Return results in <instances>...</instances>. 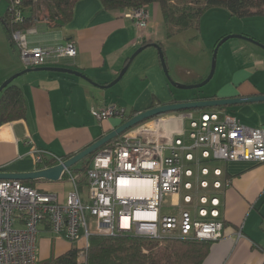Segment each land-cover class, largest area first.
Instances as JSON below:
<instances>
[{
	"label": "crops",
	"instance_id": "crops-1",
	"mask_svg": "<svg viewBox=\"0 0 264 264\" xmlns=\"http://www.w3.org/2000/svg\"><path fill=\"white\" fill-rule=\"evenodd\" d=\"M148 9L150 22L146 30L147 37L140 36L134 21L126 14L128 9L110 11L105 9L100 0H79L74 7L72 19L63 27L51 28L43 20L37 22L42 23L41 27L37 28L36 23L35 29L26 30L32 45L57 46L73 41L77 47L75 58H61L57 63L51 60L46 66L74 69L85 74L95 84L81 76L48 70L29 71L16 78L14 83L23 91L27 110L24 118L0 125V173L39 170L36 148L44 150L45 156L55 154L70 158L122 124L120 117L97 120L91 113L92 108L116 103L128 110V113L135 109L136 114L153 104L157 106L174 101H189L197 96L215 99L264 94V48L258 50L247 45L244 47L250 51L245 58L247 65L234 69L231 79L225 81L217 93L204 94L197 88L192 90L188 99L178 100L163 73L158 54H151L145 71L138 73V76L146 77L140 95L131 99L134 88L131 79L122 85H110L132 53L142 46L143 40L160 44L164 52L162 42L168 37V27L161 7L158 3H152ZM246 35L251 36L249 33ZM222 37L224 35L215 39V44ZM251 37L264 43L261 37ZM21 63L22 66L14 59L4 65L0 69V84L5 78L25 69L26 66ZM207 70L205 68L196 74L197 78H201L200 81L204 80L202 76L207 74ZM127 94L130 96L127 97ZM186 111H195V116L202 111L229 112L247 126L264 127V100ZM186 113L170 112L159 118L163 119L169 138L177 137L181 131L187 130ZM151 138L160 139L159 136ZM54 165L57 163L45 168ZM205 165L210 169V174L206 176L210 187L200 189L194 178V189L198 188V193H213L219 198L220 219L226 225L223 227V236L213 242L202 264H264V162L211 159ZM214 168H220L222 175L216 177L213 174ZM195 174L202 177L198 167H195ZM215 179L225 181L228 185L214 189L212 182ZM29 181H33V187L39 191L56 195L61 202L66 200L73 188L67 173L56 181L44 178ZM79 188L87 200V185L82 183ZM186 193L182 190L179 194L169 195L161 206V213L178 214V203L186 208L187 205L183 203ZM164 208L167 209L164 211ZM38 230L39 260L58 257L70 249L72 243L52 234L46 224L39 225ZM75 243L84 246L85 240Z\"/></svg>",
	"mask_w": 264,
	"mask_h": 264
},
{
	"label": "built area",
	"instance_id": "built-area-1",
	"mask_svg": "<svg viewBox=\"0 0 264 264\" xmlns=\"http://www.w3.org/2000/svg\"><path fill=\"white\" fill-rule=\"evenodd\" d=\"M12 1L11 8L20 19V10L14 8L19 0ZM126 14L140 36L147 37L148 7L129 8ZM13 41L27 68L77 55L73 41L57 46L32 45L26 30H16ZM91 113L99 121L112 117L124 120L128 115L116 103L92 108ZM185 116L190 128L177 137L169 138L163 119L154 118L151 124H139L100 148L86 172L87 200L81 194L78 176L68 168L63 174H68L73 188L64 202L20 180L0 179V264H38L37 236L42 223L52 234L70 243L84 239L83 249H87L94 233H134L155 241L168 237L219 240L225 223L220 219V200L213 193H198L194 178L200 189L210 187L206 178L210 169L205 163L211 159L264 162V127L247 126L224 111H202L198 116L190 111ZM43 152L36 148L37 164L48 159L57 164L65 161L62 156H45ZM195 167L201 178L196 176ZM213 174L219 177L222 171L214 168ZM133 179L142 181L138 188L141 186L145 193H128ZM225 185L227 182L220 179L212 182L214 189ZM182 190L190 191L183 196L186 208L178 203V214H162L166 198ZM84 257L85 253L81 259Z\"/></svg>",
	"mask_w": 264,
	"mask_h": 264
},
{
	"label": "trees",
	"instance_id": "trees-1",
	"mask_svg": "<svg viewBox=\"0 0 264 264\" xmlns=\"http://www.w3.org/2000/svg\"><path fill=\"white\" fill-rule=\"evenodd\" d=\"M78 1L19 0L14 5V8L19 9L21 12V18L17 19L15 9L11 8L14 4L13 1L7 0V9L0 17V21L10 45L13 48L15 47L13 33L16 30L30 29L39 21L45 20L47 26L51 28L63 27L72 19L74 7ZM100 1L105 9L110 11L148 7L152 3H158L161 7L164 22L168 27V37H172L184 29H199L201 17L207 10L213 7H224L232 15L239 17H264V0ZM150 43V41L143 40L142 45L151 46ZM164 55L166 57L165 51ZM199 99H206V97L197 96L193 100ZM152 106L155 105L153 104ZM26 110L27 106L22 89L14 81L6 85L0 92V125L24 118ZM135 112V109H131L127 117L122 120V123L131 118ZM110 143L108 142L104 146ZM97 152L80 160V164L78 163L70 169L78 175L79 185L85 183L86 186V172ZM62 157L65 159L69 158V156ZM54 163H56L54 159H49L44 164H38L37 166L39 169H42ZM78 165L79 167H77ZM64 174L66 175V173ZM21 182L33 187V181L21 180ZM88 242L87 249H83L84 246L72 242L70 249L65 253L58 257L39 260L38 264H202L209 254L211 245L215 241L168 237L162 243L150 240L145 236L135 235L134 233H119L114 236L94 233L90 235ZM83 253H85V257L81 259Z\"/></svg>",
	"mask_w": 264,
	"mask_h": 264
},
{
	"label": "rangeland",
	"instance_id": "rangeland-1",
	"mask_svg": "<svg viewBox=\"0 0 264 264\" xmlns=\"http://www.w3.org/2000/svg\"><path fill=\"white\" fill-rule=\"evenodd\" d=\"M6 9L7 0H0V15L5 13ZM41 26L42 23L36 24L37 28ZM31 28L35 29V27ZM242 32L246 34L249 33L251 36H257L264 39V17H239L236 15H232L224 7L210 8L201 17L199 29H184L179 33H176L174 36L167 37L163 40L162 43L164 46V51L167 54L165 58L167 59L166 62L170 77L174 81L183 84H196L201 82V78H197L196 74L200 73V71L206 68L208 69V72L207 74H204L205 76L202 77H204L203 79H205L208 76L212 66L214 48L216 46L215 39H218V37L222 35L226 36L229 34L247 36ZM259 42L260 43L258 44V42L243 37H233L225 41L219 47L217 53L214 75L208 83L200 87L201 92L204 94L217 93V91H219L220 89L219 87L225 81L231 79V72L234 69L247 65L245 58L248 57L250 51L244 49L245 45H247L248 47H256L258 48V50H262L261 48H264V43L261 41ZM261 53L263 54V51H261ZM151 54L152 56L158 54L157 48L148 46L143 51H141L131 61L124 76L117 82L118 84L122 85L127 80H132L134 88H132L131 99L137 95H140L141 91L145 87V85H143L142 83H144L146 77L144 75L138 76V73H143L145 71V66L148 63L147 61L150 59ZM259 56H261L260 53ZM141 58H143V61ZM14 59L20 62L22 66V63L18 56V47L15 46L13 48L10 46V43L6 37L2 23L0 21V69L7 63L14 61ZM163 73L168 83L173 87L175 96L176 98H178V100L188 99V97L192 93V90H195L182 89L173 86L167 78L164 70ZM5 80L6 78L2 81ZM129 96L130 94H127V97ZM191 112L195 113V111ZM160 117H162V115L156 117L155 119ZM186 125L187 129L190 128V122L188 118ZM188 208L192 210L193 207L188 206ZM166 209L164 208V211ZM165 239L161 240L160 242L163 243Z\"/></svg>",
	"mask_w": 264,
	"mask_h": 264
},
{
	"label": "water",
	"instance_id": "water-1",
	"mask_svg": "<svg viewBox=\"0 0 264 264\" xmlns=\"http://www.w3.org/2000/svg\"><path fill=\"white\" fill-rule=\"evenodd\" d=\"M233 37H243L250 39L252 41L258 42L259 41L255 40L254 38H251L249 36L245 35H235V34H229L224 37H222L216 44L214 48V54H213V60H212V66L211 70L208 74V76L202 80L199 83L196 84H183L180 82L174 81L170 75H169V70L167 66V62L165 59L164 52L162 50V47L160 44L156 42L150 43L151 46L157 48L158 50V55L160 58V63L162 65V68L169 79L170 83L177 87V88H182V89H197L202 86H204L206 83H208L215 72V67H216V59H217V53L219 50V47L228 39L233 38ZM147 45H142L140 48H138L129 58L128 62L126 65L122 68L120 71L119 75L115 78V80L110 84L113 85L117 83L126 73L131 61L141 52L143 51ZM38 70H48V71H57V72H65V73H70L74 74L77 76H81L88 80L89 82L95 84L89 77H87L85 74L76 71L71 68L67 67H62V66H40V67H28L25 68L9 78H7L5 81H3L0 84V92L1 90L8 85L9 83L13 82L16 78L21 76L24 73H27L29 71H38ZM264 100V94H256V95H249V96H233V97H222V98H215V99H201V100H189V101H174V102H168V103H163L161 105L157 106H152L149 107L145 110H142L136 114H134L131 118L127 119L124 121L120 126L115 128L113 131H111L109 134L105 135L104 137L100 138L90 146L86 147L84 150L81 152L75 154L74 156L70 157L69 159L65 160L63 163L54 165L52 167H47L39 170H35L32 172H23V173H8V172H1L0 173V179H15V180H34V179H39V178H44L47 180H59L63 174V171L66 168L72 167L74 164L79 162L80 160H83L84 158L88 157L92 153L98 151L102 146L107 144L108 142L112 141L113 139H116L120 135L124 134L128 130L134 128L135 126L141 124L142 122H145L148 119L155 118L157 116L167 114L170 112H182L186 110H203L205 108L209 107H227V106H232V105H237L241 103H247V102H255V101H263Z\"/></svg>",
	"mask_w": 264,
	"mask_h": 264
},
{
	"label": "bare ground",
	"instance_id": "bare-ground-1",
	"mask_svg": "<svg viewBox=\"0 0 264 264\" xmlns=\"http://www.w3.org/2000/svg\"><path fill=\"white\" fill-rule=\"evenodd\" d=\"M130 182H131L130 185L133 186V187H132V189L128 190L129 194H138V193L139 194H143V193H145L146 190H143V192H142V190L140 189L141 186L138 188V186L141 185V183H142L141 180L133 179ZM86 185H87V183H86ZM87 189H88V185H87Z\"/></svg>",
	"mask_w": 264,
	"mask_h": 264
},
{
	"label": "clouds",
	"instance_id": "clouds-1",
	"mask_svg": "<svg viewBox=\"0 0 264 264\" xmlns=\"http://www.w3.org/2000/svg\"><path fill=\"white\" fill-rule=\"evenodd\" d=\"M181 113H183V112H181ZM157 117H158V116H157ZM155 118H156V117H155ZM152 119H154V118H152ZM152 119H150V120H152ZM150 120H148V121H150ZM145 122H147V121H145ZM145 122H142V123H145ZM142 123H141V124H142ZM137 126H138V125H137ZM135 127H136V126H135ZM113 140H114V139H113ZM113 140H112V141H113ZM112 141H111V142H112Z\"/></svg>",
	"mask_w": 264,
	"mask_h": 264
}]
</instances>
